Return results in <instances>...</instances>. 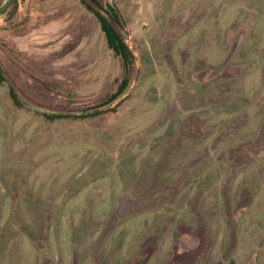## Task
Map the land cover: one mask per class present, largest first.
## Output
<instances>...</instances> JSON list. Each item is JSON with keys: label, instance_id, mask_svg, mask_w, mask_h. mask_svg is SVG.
Masks as SVG:
<instances>
[{"label": "rangeland", "instance_id": "374dc122", "mask_svg": "<svg viewBox=\"0 0 264 264\" xmlns=\"http://www.w3.org/2000/svg\"><path fill=\"white\" fill-rule=\"evenodd\" d=\"M98 1L129 71L88 0L0 16L24 101L97 110L0 84V264H264V0Z\"/></svg>", "mask_w": 264, "mask_h": 264}, {"label": "trees", "instance_id": "16d2710c", "mask_svg": "<svg viewBox=\"0 0 264 264\" xmlns=\"http://www.w3.org/2000/svg\"><path fill=\"white\" fill-rule=\"evenodd\" d=\"M89 3H85L88 10H90L98 20L100 24V29L103 32L106 40V44L109 49H111L115 55L119 56L126 68L127 71H129L130 67L132 66V63L134 61V55L131 52L129 46L126 44L125 40L121 37V35L117 32L114 25L111 21L115 23H120V17L118 15L117 10L114 6L107 4L106 9L102 7V5L99 3L98 0H88ZM99 9L101 12L97 11L96 9ZM0 67L1 64H0ZM1 83H7L2 76L0 72V84ZM8 84V83H7ZM129 84L128 77H124L114 94L111 95V97L108 100V103L112 102L113 100L117 99L121 95L124 94ZM9 86V85H8ZM10 95L13 98L14 102L17 105H21L20 101L17 99V96L15 92L11 89L9 86ZM115 108L112 109L114 111ZM46 117L54 118L56 115H45Z\"/></svg>", "mask_w": 264, "mask_h": 264}, {"label": "water", "instance_id": "95a60500", "mask_svg": "<svg viewBox=\"0 0 264 264\" xmlns=\"http://www.w3.org/2000/svg\"><path fill=\"white\" fill-rule=\"evenodd\" d=\"M13 1L14 0H6L0 6V16L6 12V10L10 7V5L12 4ZM113 1L114 0H111V2H113ZM0 72H1L2 76L4 77L5 81L11 87V89L15 92L17 99L20 101V103L27 105L34 110L40 111V112L45 113V114L59 115V116H81V115H86V114H90V113L97 111L95 109V110H87V111L83 110V111H78V112H67V111H58V110H52V109H48V108H44V107H40V106H36V105H31L21 98L16 84L13 82V80L10 78V76L6 73V71L3 69V67H0Z\"/></svg>", "mask_w": 264, "mask_h": 264}]
</instances>
